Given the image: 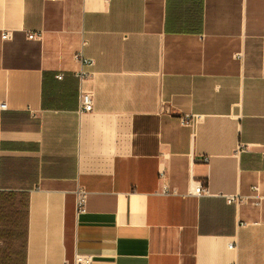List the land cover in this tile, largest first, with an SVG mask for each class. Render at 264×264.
<instances>
[{
  "label": "crops",
  "instance_id": "crops-1",
  "mask_svg": "<svg viewBox=\"0 0 264 264\" xmlns=\"http://www.w3.org/2000/svg\"><path fill=\"white\" fill-rule=\"evenodd\" d=\"M2 103L0 264H264V0H0Z\"/></svg>",
  "mask_w": 264,
  "mask_h": 264
},
{
  "label": "built area",
  "instance_id": "built-area-1",
  "mask_svg": "<svg viewBox=\"0 0 264 264\" xmlns=\"http://www.w3.org/2000/svg\"><path fill=\"white\" fill-rule=\"evenodd\" d=\"M3 39H8L10 37L9 33L3 34ZM40 37V34L38 33H32L29 35V38H38ZM78 59L81 61L83 65V69L78 73V76L80 77L81 81H85L91 74V67L94 66L95 61L92 58H87L83 55L82 52H80L77 55ZM60 79H62L63 75L58 76ZM7 107L6 103L0 104L1 109H5ZM94 109V95L90 90H86L83 87H81L80 92V105H79V113H86L91 112ZM198 119L194 116L185 117L183 119L184 124L188 126L194 127L197 123ZM203 161L207 162L209 159L208 157H204L202 159ZM161 177H165L164 172H161ZM195 193L198 196H202L208 193L207 188H205L201 183L196 187ZM164 195H169V191L165 189L163 191ZM87 198H88V192L83 189L79 188L77 191V210L79 213H85L87 211ZM236 198L233 196L228 197L229 202L235 201ZM94 259V255L90 253H76L74 264H92Z\"/></svg>",
  "mask_w": 264,
  "mask_h": 264
}]
</instances>
